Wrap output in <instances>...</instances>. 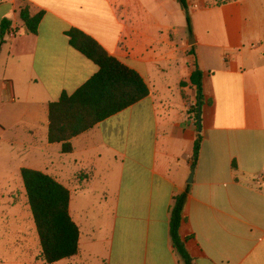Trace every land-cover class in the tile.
Returning <instances> with one entry per match:
<instances>
[{
	"label": "crops",
	"instance_id": "crops-1",
	"mask_svg": "<svg viewBox=\"0 0 264 264\" xmlns=\"http://www.w3.org/2000/svg\"><path fill=\"white\" fill-rule=\"evenodd\" d=\"M187 5L193 39L185 42L178 0H0V210L10 225L0 264H46L30 206L18 203L19 194L28 203L23 168L71 194L79 253L54 264H184L170 211L188 189L180 235L194 264H264V0ZM22 7L43 13L37 34L26 32ZM72 30L137 72L150 93L73 138L64 154L48 140L49 106L99 71L71 46ZM21 214L32 219L36 246L16 228Z\"/></svg>",
	"mask_w": 264,
	"mask_h": 264
},
{
	"label": "trees",
	"instance_id": "trees-1",
	"mask_svg": "<svg viewBox=\"0 0 264 264\" xmlns=\"http://www.w3.org/2000/svg\"><path fill=\"white\" fill-rule=\"evenodd\" d=\"M182 2L189 11L187 0ZM20 18L27 33L37 34L43 13L32 15L28 7H22ZM191 31V19L187 16ZM10 23L5 22L3 29ZM71 46L99 67L88 82L75 93H64L49 106V143H62L64 154L72 152L70 141L94 128L97 124L136 105L149 96V89L140 75L110 56L94 39L78 30L68 34ZM4 31L0 34V47ZM203 73L196 69L191 83L202 100ZM195 114H199L198 110ZM196 115V116H197ZM203 136L199 135L194 146L192 164H198ZM34 223L42 248V259L54 264L79 253L80 230L70 215V191L51 176L31 169L21 170ZM190 190L177 196L170 211V235L172 244L184 264H194L180 235L184 209Z\"/></svg>",
	"mask_w": 264,
	"mask_h": 264
},
{
	"label": "rangeland",
	"instance_id": "rangeland-1",
	"mask_svg": "<svg viewBox=\"0 0 264 264\" xmlns=\"http://www.w3.org/2000/svg\"><path fill=\"white\" fill-rule=\"evenodd\" d=\"M185 13H186L187 16L190 15L189 11L188 12L185 11ZM19 24H21L20 20H19ZM183 32H184V34H183L184 35V41L185 42L186 41H192L193 36H192L191 31L186 28ZM21 190L22 189L19 190L20 193H21ZM18 203H19L20 206H22L24 212H25V209L29 210V209H27V206H29V205H28L27 201H24L22 199L21 194H19ZM2 212L3 211L0 210V243H2V240H3L4 228L5 227L10 228V225H8V224H6L4 222ZM20 216L21 217H19V224H18V227H16V228L21 233L22 232H26L27 235L29 236V239H31L32 243L36 246V244H38L39 241H38V237H37L36 231L34 229H32V219H31L30 215L28 216V214L27 215L21 214ZM22 217L25 218V220H26L25 222H22V220H21ZM12 227L14 228L15 226L12 225ZM12 231H13V229H12ZM20 240H22V236L21 235H20Z\"/></svg>",
	"mask_w": 264,
	"mask_h": 264
},
{
	"label": "water",
	"instance_id": "water-1",
	"mask_svg": "<svg viewBox=\"0 0 264 264\" xmlns=\"http://www.w3.org/2000/svg\"><path fill=\"white\" fill-rule=\"evenodd\" d=\"M180 5H181V7L184 9V6H183L182 2H180ZM199 119L201 120V116H199ZM200 123H201V122L199 121V126H201ZM193 177H194V170H193L192 173H191V177H190V181H189V183H192V181H193Z\"/></svg>",
	"mask_w": 264,
	"mask_h": 264
}]
</instances>
